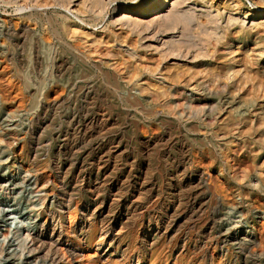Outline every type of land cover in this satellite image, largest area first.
<instances>
[{"label":"rangeland","instance_id":"obj_1","mask_svg":"<svg viewBox=\"0 0 264 264\" xmlns=\"http://www.w3.org/2000/svg\"><path fill=\"white\" fill-rule=\"evenodd\" d=\"M34 35L42 42L38 68ZM53 36L25 0H0L2 216L14 210L49 225L51 212L64 213L56 246L63 264H264V59L256 56L264 55V29L248 46L257 61L245 90L237 87L227 100L222 88L200 85L199 93L216 92L211 114L206 95L181 86L157 98L128 81H102L88 96L66 95L78 68L66 59L56 75L55 56L70 52ZM98 49L102 56L92 59L105 69L124 68ZM137 75L161 86L143 70ZM253 108L262 114L249 115ZM246 235L250 241L236 244ZM43 256L36 251L31 260L43 264Z\"/></svg>","mask_w":264,"mask_h":264},{"label":"bare ground","instance_id":"obj_2","mask_svg":"<svg viewBox=\"0 0 264 264\" xmlns=\"http://www.w3.org/2000/svg\"><path fill=\"white\" fill-rule=\"evenodd\" d=\"M25 2L29 4L31 15L38 18L45 29L50 28L53 37L69 49L70 58L61 54L55 56V64L60 63L55 65L56 75H59L66 59L78 68L75 78L79 82L72 80L64 87L69 96H88L102 81L118 86L128 81L144 97L150 94L157 98L168 97V89L173 86L185 87L192 93L191 96H196L203 94L199 93L200 85L207 83L213 90L214 87L222 88V98L233 99L237 87L245 90L251 73L249 68L257 61L251 52L254 49L248 48L252 35L259 28L264 29V0H258L260 6L256 5V9H244L239 0ZM23 9L22 5L18 6V10ZM11 31L13 27L9 26L7 34ZM41 47V39L34 35L31 38V53L35 68L42 64ZM100 47L105 48L109 60L120 58L124 68L112 65L111 69H105L102 62L92 59V55L102 56ZM256 56L260 57L258 61L264 59L261 52ZM140 70L161 86L154 89L150 83L142 82L141 77L136 76ZM260 70L264 73V68ZM79 72L86 75L81 76ZM186 92L182 90V94L187 95ZM203 95L211 102L206 109L210 114L214 113L218 108L216 103L212 104L217 97L216 92ZM219 110L221 116L228 114L224 108ZM258 111L260 109L253 108L249 115L262 114ZM14 213V210L7 211L2 216L0 212V264H37L31 260V254L36 251L47 257L48 261L43 264H63L64 254L56 249L63 236V211V214L50 213L51 230L48 231L47 222L36 225L35 221L26 222L22 214L18 213L20 216L17 217L18 214L14 216ZM24 224L27 234L21 233L25 230ZM3 227H9L5 234L2 233ZM31 228L36 229L34 234ZM248 237H236V244L250 241ZM75 245L71 243L68 250L73 258L79 254V247ZM135 264H139V260Z\"/></svg>","mask_w":264,"mask_h":264}]
</instances>
